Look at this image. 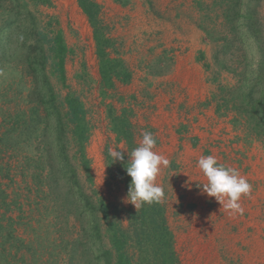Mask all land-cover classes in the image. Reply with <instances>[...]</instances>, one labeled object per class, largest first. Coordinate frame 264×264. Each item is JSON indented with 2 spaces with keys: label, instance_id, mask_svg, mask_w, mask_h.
<instances>
[{
  "label": "rangeland",
  "instance_id": "1",
  "mask_svg": "<svg viewBox=\"0 0 264 264\" xmlns=\"http://www.w3.org/2000/svg\"><path fill=\"white\" fill-rule=\"evenodd\" d=\"M27 1L42 26L50 20L62 31L68 49L65 85L49 75L56 94L59 99L77 96L86 110L91 184L75 160H69L80 191L95 205L101 200L112 220L127 231L130 214L139 208L126 201L131 178L123 164L142 133L151 132L154 151L170 161L156 183L165 191L157 205L172 236L173 264H264V109L257 115L246 113L248 106L233 98L244 79L240 75L256 71L263 56L257 44L233 39L227 19L234 0H90L99 9L108 56L120 61L130 76L127 83L115 80L104 95L92 28L78 0ZM258 13L264 47V0ZM18 50V59L9 56L6 64L0 59V136L16 115L28 116L37 102V95L28 98L19 90L21 84L30 86L31 77L20 71L26 60L25 51ZM28 51L32 57L38 52L35 47ZM249 61L251 69H245ZM113 118L126 119L128 129L122 128L128 137L113 130ZM194 131L202 134L198 140L206 149L203 156L212 155L244 177L249 175L252 193L241 198L243 215H229L215 198L203 194L197 186L206 182L202 172L176 166L168 143L161 146L163 138L173 144L180 137H193ZM12 135L19 144L0 147V264H93L99 248H110L109 239L101 230L96 245L87 247L89 224L85 215L82 219L72 211L78 188L68 179V168L65 178L54 172L58 183L50 191V166L43 165L38 173L37 155L27 160L31 156L19 148V132ZM69 145L71 158L76 147ZM110 149L124 152V161L112 162ZM38 174L45 184L42 189ZM97 213L102 224V214ZM7 234L11 237L6 240ZM133 242L127 248L131 264H145Z\"/></svg>",
  "mask_w": 264,
  "mask_h": 264
},
{
  "label": "trees",
  "instance_id": "2",
  "mask_svg": "<svg viewBox=\"0 0 264 264\" xmlns=\"http://www.w3.org/2000/svg\"><path fill=\"white\" fill-rule=\"evenodd\" d=\"M32 1L38 4L48 3L47 0ZM260 1L246 0L243 3L242 0H234L230 10L231 16L227 19V22L232 25L233 39L240 43L243 40L245 43L257 44L256 49L260 50L259 53L263 56L260 57L256 71L240 75L244 79L233 93L234 100L241 101L245 106H248V109L245 110L246 113L251 112L256 115L264 109V47L261 45L263 42H261L262 33L258 13ZM9 4L11 5L10 8H8ZM78 4L92 28L101 81V95H104L106 89L109 90L114 87L115 80L127 83L130 76L122 63L111 59L106 52L109 41L104 38L101 32L97 4L90 0H78ZM245 4V12L241 14V6ZM28 6L27 0H0V20L2 21L0 27V59L2 57L6 60L9 56L18 59L20 54L18 49L25 51L23 56L26 60L25 66L21 67L22 70L20 71H23L24 75L30 76L31 80L28 88L21 84L19 90L26 91L28 98L37 95V102L30 109L28 116L16 115L14 120H11V127H8L6 133L0 136L3 137V139L0 138V147H11L16 144L17 140L14 141L10 138H12L13 133L19 132L21 139L18 138V140L20 143L23 142L19 148L27 151L31 156L30 159L27 157V160H34L37 155L38 173L44 171L43 165L50 166V170H48L51 175L48 180L52 186L50 188L49 185L50 191L57 187L58 183V178L54 172L65 178L64 175H66L68 168V179L78 188L72 211L77 215L80 214L82 219L85 215V223L89 224L85 239V241L88 240L86 242L87 247L93 248L96 245L101 237V230L102 235H106L109 239L110 248H99L95 252L97 256L93 264H131V258L127 255V248L131 241H134L135 246L140 249L139 260L141 263L173 264L175 254L172 250V236L162 216L163 210L157 203L144 204L139 207V210L132 212L129 217V227L127 231H124L118 222L112 220L108 207L101 200L99 204L95 205L88 196L80 191L76 169L69 160H75L74 162L84 171L86 181L91 184L92 175L85 155V143L88 139L86 110L77 96L69 94L63 99H59V95L56 94L49 75H52L56 82L65 85L64 64L68 49L62 31L54 28L56 24L48 20L46 26H42L39 18L36 19L35 14L29 10ZM11 36L14 37L13 43ZM18 42L21 44L19 47H17ZM30 47H35L38 50L34 57L28 51ZM20 58L22 59V55ZM8 62L6 60L5 64ZM251 63L249 61V65L245 69H251ZM261 121L264 124L263 118ZM111 122L116 133H125L128 137V133L122 128L128 129L129 124L125 118H113ZM42 135L44 136L42 137ZM67 136H71V139L68 138L69 140H67ZM35 142H38L37 145ZM70 143H74L76 147L71 158L68 154ZM44 160L47 163L42 162ZM126 162L124 161V167L127 166ZM127 179H130L129 176ZM38 185L41 186V189L45 186L40 174H38ZM98 211L102 214V224H100V219L96 217ZM7 235L6 240L11 237V234ZM2 250L4 251L5 247ZM87 263L90 264L91 261Z\"/></svg>",
  "mask_w": 264,
  "mask_h": 264
},
{
  "label": "clouds",
  "instance_id": "3",
  "mask_svg": "<svg viewBox=\"0 0 264 264\" xmlns=\"http://www.w3.org/2000/svg\"><path fill=\"white\" fill-rule=\"evenodd\" d=\"M156 139L151 132H143L137 147L127 154L126 174L131 178L126 201L139 208L144 204L160 203L165 191L156 179L162 168L170 166V161L154 151ZM112 162L124 161V152L110 149ZM197 166L206 178L198 186L203 194L213 197L229 215H243L242 197H250L252 185L247 178L233 167L220 164L212 156H201Z\"/></svg>",
  "mask_w": 264,
  "mask_h": 264
},
{
  "label": "crops",
  "instance_id": "4",
  "mask_svg": "<svg viewBox=\"0 0 264 264\" xmlns=\"http://www.w3.org/2000/svg\"><path fill=\"white\" fill-rule=\"evenodd\" d=\"M193 135L194 138L191 137L192 135L184 136L183 138L180 137L174 141L173 144H169V141L163 138L164 141H162L161 146L165 147L166 143H168L170 147L168 152L170 153V160H175L174 162L176 166L186 165L187 169L193 168L194 171L199 173L201 170L197 166V161L200 158V155H203L204 151L206 152V149L204 148L203 150V146L201 147L200 141L198 140V137H202V134L200 135L194 131ZM257 178L260 179L261 176L258 175Z\"/></svg>",
  "mask_w": 264,
  "mask_h": 264
}]
</instances>
